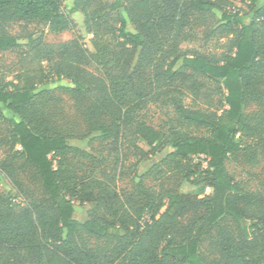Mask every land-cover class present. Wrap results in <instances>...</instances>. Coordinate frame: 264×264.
<instances>
[{
  "label": "trees",
  "instance_id": "16d2710c",
  "mask_svg": "<svg viewBox=\"0 0 264 264\" xmlns=\"http://www.w3.org/2000/svg\"><path fill=\"white\" fill-rule=\"evenodd\" d=\"M240 1L252 16L245 22L234 10L225 11L221 29L236 28L232 50L217 60L179 48L190 13L212 10V0H145L140 14L132 12L134 31L127 29L120 12L122 0H75L69 13L62 9V0H0V22L38 20L53 32L72 29L71 14L80 10L94 50L90 54L78 36L61 44L29 38L18 57L17 81L0 77V103L18 117L8 120L11 142L20 147L14 155L34 168L41 189L37 199L22 206L0 193V264H264V191L241 188L225 167L227 155L239 146L237 135L255 133V127L245 122L244 106L248 87L264 66V4ZM15 45L14 36L0 33V51ZM137 48L134 70L129 73ZM90 56L102 76L87 68ZM137 70L148 71L147 93L135 84ZM50 73L70 80L76 92L95 97L91 113L105 120L96 128L102 136L118 139L128 134L135 145L141 142L148 151L167 141L137 118V110L147 101L167 99L180 121L203 127L206 134L172 132L170 149L162 159L185 169L181 184L195 186L201 176L210 192L188 197L183 191L165 190L149 195V215L140 222L143 208L125 207L111 194L89 190L88 177L66 174V160L81 151L63 135L52 133L43 123V114L33 107L36 91ZM197 73L225 90L218 105ZM186 99L216 108L194 109ZM254 138L264 148V130ZM191 156L203 157L205 166L199 172L189 162ZM196 165L201 167V162ZM10 166L0 161L1 171ZM232 195L244 200L240 212L231 208ZM73 200L95 202L91 217L74 219ZM189 207L202 211L182 231L180 215ZM226 214L248 224L238 239L221 238V261L206 263L198 252L199 243ZM93 240L101 244L94 245Z\"/></svg>",
  "mask_w": 264,
  "mask_h": 264
},
{
  "label": "rangeland",
  "instance_id": "374dc122",
  "mask_svg": "<svg viewBox=\"0 0 264 264\" xmlns=\"http://www.w3.org/2000/svg\"><path fill=\"white\" fill-rule=\"evenodd\" d=\"M74 1L62 0V9L69 13ZM106 1L111 3L113 0ZM212 1L215 5L212 10L190 13L183 38L179 42L181 52H199L208 58L220 60L224 53L232 50L231 39L236 28L233 25L227 32L221 29L220 24L224 23L225 11L234 10L236 16L245 22L252 16L247 4L240 0H229V3ZM144 4L145 0H122L120 12L126 18V27L129 31L135 30L132 12L140 14ZM71 19L74 27L61 32L51 31L47 23L38 20L15 18L0 22V33L17 39V45L0 51V77L4 80L17 81L18 57L26 49L29 38H41L44 42L61 44L78 36L83 47L87 48L90 54L94 53L92 35L86 32L83 24L84 14L76 10L71 14ZM138 51L139 48L136 49L129 73L134 70ZM179 65L180 61L176 66ZM87 68L95 75L102 76L101 68L91 56ZM196 77L211 92L213 100L218 105L225 93L221 84L200 73H197ZM134 81L136 86L143 87V93L150 91L148 71L134 72ZM36 92L33 107L43 114V123L52 133L63 135L71 146L81 151V154L68 157L63 167L65 173L88 177L92 180L89 190H94L96 194H111L117 198V203L125 207L143 208L140 222L148 218L149 195L155 196L165 190L183 191L188 197L196 193L202 195L210 192L202 183L201 176H197L195 186L181 184L182 171L185 169L172 161L165 162L162 159L165 152L170 149L172 132L179 130L191 136L206 134L205 128L180 121L167 99L147 101L137 110V118L163 134L167 141L165 146L158 150L148 151L146 145L141 142L135 145L131 137L125 133L118 139L102 136L96 128L105 120L103 116L95 117L91 113L95 97L76 92L74 85L67 78L50 73ZM186 102L192 108L206 112L216 108V105L204 106L192 103L189 99H186ZM244 112L245 122L255 127V133L246 131L241 137L237 135L239 146L227 155L225 167L233 181L241 188L248 191H264V148L258 145L254 138L258 132L264 130V66L248 87ZM10 118L18 119L0 103V161L11 163L5 172L0 169V193L14 198V202L22 206L37 199L41 189L34 168L22 157L14 155L20 147L11 142V123L8 121ZM202 158L190 157L189 162L191 161L196 172L205 166ZM200 162L201 167L197 168L196 164ZM230 204L233 210L240 212L244 200L239 195H232ZM94 207L95 202L73 200V218L84 220L91 217ZM201 211L190 207L185 209L180 215L181 230L193 222ZM244 224L248 222L238 221L231 214L221 217L217 225L212 227L199 243L198 252L202 259L206 263L221 261V238L224 236L232 240L238 239ZM92 243L101 244L94 240Z\"/></svg>",
  "mask_w": 264,
  "mask_h": 264
},
{
  "label": "crops",
  "instance_id": "0c3cea01",
  "mask_svg": "<svg viewBox=\"0 0 264 264\" xmlns=\"http://www.w3.org/2000/svg\"><path fill=\"white\" fill-rule=\"evenodd\" d=\"M264 4V0H257V6H262Z\"/></svg>",
  "mask_w": 264,
  "mask_h": 264
}]
</instances>
